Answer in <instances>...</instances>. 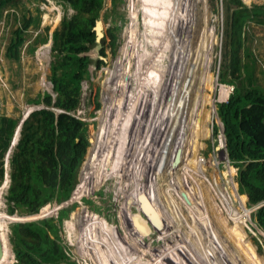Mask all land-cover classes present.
<instances>
[{"label":"rangeland","instance_id":"rangeland-1","mask_svg":"<svg viewBox=\"0 0 264 264\" xmlns=\"http://www.w3.org/2000/svg\"><path fill=\"white\" fill-rule=\"evenodd\" d=\"M242 1L250 5L254 0ZM257 1L263 2V0ZM22 2L29 8L32 16L37 14L34 10L35 6L39 9L41 18L39 31L48 27L51 33L59 25L62 17L59 0H38V3L33 0H22ZM159 2L160 15L162 4L165 2L164 7L168 9V12L165 10L164 17L157 16L151 19V11L156 8V3L148 8L144 0L116 1L119 19L116 23L118 30L115 31L117 36L115 53L112 55L108 46L104 51L106 55L103 58L104 65L98 71L90 67L89 80L82 82L81 102L75 114L87 122V133L91 142L79 168L78 188L74 196L72 195L64 205L68 207L75 204L76 207L63 224H58L60 235L69 248L75 264H93L90 259L84 258L79 250V235L82 236V245L93 253L95 258L99 257V253L95 252L96 246L99 248L96 238V215L106 221L102 228H98V231H102L105 247L112 253L115 250L118 251L110 261L103 264H244V259L248 258L247 254L239 243H232L227 239L226 230L216 229L215 235H211L208 232L212 231L210 224L208 225L210 228H204V222L208 217L203 206L199 205L203 200L197 192L196 183H193L203 175L201 178L208 180L213 186V192L216 195L215 210L228 220V226L236 223V228L245 234L246 241L254 246L256 254L264 262V233L257 228L251 218L255 208L248 207L246 200L245 209L241 210L237 196L234 197L235 199L231 197L224 182L229 178L234 181L236 168L229 161L227 165H219L225 161L223 153H226V149L222 125L216 114V104L226 102L232 92L231 86L219 82L225 28L222 0H160ZM105 3L103 14H106L111 7L110 0H106ZM68 13L72 11L69 10ZM99 20L102 23L104 36L109 27V21ZM154 24L158 28L152 32L148 31V28L152 30ZM8 27H5L3 19L0 20V40ZM36 33L31 32L32 37ZM109 41L107 39L106 44H109ZM3 44L4 41L0 43V116H20L16 127H19L20 135L23 122L28 117L24 118L23 115L30 109L32 113L44 107L39 105L40 108L36 109L35 105L26 102V96L33 97L37 93L45 92L54 96L48 81L50 46L48 43L40 45L34 55L29 56L25 53V44L21 52L20 66H14L12 70H9L1 56ZM245 46L250 47L251 53L257 59L259 67L256 75L264 82V76L261 73L264 71V27L251 25L246 35ZM88 55L95 59L98 56V48L90 51ZM152 64L156 67L151 70ZM146 73L147 76L150 73L151 77L145 85L143 82ZM120 74H122L121 79H124L123 87L121 84L115 85ZM137 76L141 79L137 80ZM140 80L141 93L136 82ZM194 84L198 87V94L195 91L196 86L192 88ZM142 86L146 87L145 92H142ZM181 86L183 94L185 91L192 92L191 98L186 100V103L183 97L180 100L175 97L176 91ZM222 86L227 89L228 95L225 97L222 95ZM96 96L100 104L99 109H94ZM203 106L204 113L208 116L205 126L209 125L213 138L207 141L206 149L201 153L206 161L204 170L195 166L198 165V158L192 159V154H189L191 147L186 145L184 137H180L185 131V124L179 127L182 124L183 110L193 113L198 116L199 134L205 136L207 131L199 126L200 111ZM185 114L187 116V113ZM14 147L8 156H6L8 151L4 155L2 166L4 177L0 184V214L4 216L2 218L5 224L3 225L4 234L10 250L7 260L9 264H15L9 244L10 224L40 218H55L59 210L53 203L46 209H41L37 215L25 216L17 204H10L8 207L5 196L10 185V157ZM227 166L233 169L229 177L223 174ZM84 167L91 173L89 177L92 180L96 175L101 178L104 172L95 186L88 187L80 179L85 173ZM236 194H238L237 191ZM131 202L139 205L144 212L146 222L154 229L153 233L150 232L142 239L141 235H136L131 223H127L122 215L123 203L125 205ZM146 202L156 211L159 227L154 224L157 220H153L150 212L143 208L142 204ZM82 213L86 214L88 220L80 224L82 219L75 216ZM193 220L194 223L191 222ZM67 223L74 227L69 229ZM195 225L196 227L199 225L198 234L201 236L196 230L194 233L195 227L191 229ZM85 226L88 230L94 229L96 246L92 248L85 245L87 235L80 232ZM187 231L192 237L188 234L184 235ZM106 232L108 236L105 235ZM111 243L113 246L110 247Z\"/></svg>","mask_w":264,"mask_h":264},{"label":"trees","instance_id":"trees-1","mask_svg":"<svg viewBox=\"0 0 264 264\" xmlns=\"http://www.w3.org/2000/svg\"><path fill=\"white\" fill-rule=\"evenodd\" d=\"M33 1L38 3V0ZM110 1V10L103 14L106 0H59L62 17L59 25L49 33L48 27L39 31L41 18L36 6L37 14L32 16L22 0H0V20H4L5 27L10 25L0 40V43L4 41L1 56L7 69L20 66L25 44V53L33 56L38 46L51 41L48 81L54 96L47 92L26 96L28 104L44 107L24 120L10 157V188L5 191V199L8 207L17 204L25 216L37 215L46 205L55 203L59 206L69 201L78 188L79 168L89 138L87 122L75 113L81 102L82 82L90 78L89 68L100 70L106 48L110 47L112 55L117 48L118 0ZM222 3L225 28L219 82L231 86L232 92L226 102L216 104V114L222 125L228 161L236 168L235 182L230 178L224 182L231 197L237 196L241 210L245 209L246 200L248 207L255 208L251 218L264 233V82L256 75L257 59L250 47L245 46L251 25L264 27V0H254L250 5L242 0H222ZM69 10L72 13H68ZM99 19L109 21V27L103 38L97 40L93 28ZM31 32L37 33L32 37ZM107 39L109 44H106ZM97 48L98 56L93 59L88 53ZM261 73L264 76V71ZM94 104V109L100 108L97 96ZM203 109L199 126L207 131L204 136L207 143L213 138L211 128L205 126L208 116ZM19 120L20 116H0V184L4 177V155ZM225 164L226 160L219 165ZM231 173L223 172L225 177ZM75 207L72 204L60 208L55 218L11 223L9 244L15 264H75L58 229V224H63ZM96 217L99 248L96 240L92 245L86 242L89 231L94 238V229L88 230L85 226L80 232L87 235L86 246H96L99 257L95 258L82 245L81 235L78 245L84 258L93 264H103L118 251L112 253L105 247L102 231L98 228L106 221ZM67 226L69 229L74 227L70 223ZM105 235L108 236L107 232Z\"/></svg>","mask_w":264,"mask_h":264},{"label":"bare ground","instance_id":"bare-ground-1","mask_svg":"<svg viewBox=\"0 0 264 264\" xmlns=\"http://www.w3.org/2000/svg\"><path fill=\"white\" fill-rule=\"evenodd\" d=\"M145 1V4H147V7L149 8V7H153V5H155V3H156V8H153L152 9V14H151V19L152 18H155V17H157V16H161V17H164V14H166V11L168 12V9L167 8H165L164 6L166 5V2L164 3V4H162V10H161V15H160V11L158 10L159 9V6H160V0H144ZM163 1H165V0H163ZM138 5H139V3H138ZM159 5V6H158ZM145 7V6H144ZM137 9H138V7H137ZM166 10V11H165ZM137 12V11H136ZM142 13V12H141ZM201 13V12H200ZM156 23H157V21H156ZM145 24H146V21H145ZM144 24V25H145ZM147 25V24H146ZM156 24H154V25H152V30H151V28H148V31H150V32H152L154 29H156V28H158V26H155ZM150 29V30H149ZM159 30V29H158ZM146 31V30H145ZM197 33V32H196ZM148 34H150V33H148ZM142 35V34H141ZM140 35V36H141ZM147 35V34H146ZM131 36V35H130ZM149 36V35H148ZM151 36H152V34H151ZM147 37V36H146ZM150 37V36H149ZM133 38V37H132ZM131 38V39H132ZM130 39V38H129ZM145 41H146V39H144ZM150 40V39H149ZM145 43V42H144ZM125 44V43H124ZM200 44V43H199ZM126 46V45H125ZM130 46V45H129ZM141 47V46H140ZM139 48V47H138ZM137 48V49H138ZM145 48H146V46H145ZM147 48H148V46H147ZM129 49V48H128ZM132 49V48H131ZM150 49V48H149ZM154 49V48H153ZM146 50V49H145ZM200 50V49H199ZM198 50V51H199ZM129 51V50H128ZM131 53H132V51H131ZM131 53H129V54H131ZM138 53V52H137ZM136 54V53H135ZM134 54V55H135ZM200 54V53H199ZM123 55V54H122ZM139 55V54H138ZM169 55V54H168ZM124 56H125V54H124ZM127 56V55H126ZM140 56H141V54H140ZM146 56V55H145ZM199 56V55H198ZM128 57H129V55H128ZM127 57V58H128ZM129 59V58H128ZM127 59V60H128ZM144 59V58H143ZM146 59V58H145ZM146 61H148L147 59H146ZM162 61H164V60H162ZM165 61H167V60H165ZM144 62V61H143ZM199 63H201V62H199ZM122 64H123V62H122ZM140 64V63H139ZM138 64V65H139ZM161 64V63H160ZM130 65V64H129ZM126 66V65H125ZM140 66V65H139ZM156 67V65H153L152 64V66L150 67V69L152 70L153 68H155ZM122 68V67H121ZM124 68V67H123ZM127 70V69H126ZM164 72V71H163ZM125 73V72H124ZM154 73V72H153ZM193 73V72H192ZM150 73H148V76H147V73H146V77H145V80H144V82H143V84H145L146 85V82H147V80H148V78H150L151 76L149 75ZM161 74H163V73H161ZM166 74H167V72H166ZM194 74V73H193ZM144 75H145V73H144ZM121 77H122V74H120V76H119V79H116V84L115 85H117V86H120V84H121V87H123V85H124V79L122 80L121 79ZM134 77V76H133ZM161 77V76H160ZM121 79V80H120ZM126 79V78H125ZM138 79H141V77L140 76H137V80ZM118 80H120L119 81V83L117 84V82H118ZM128 80V79H127ZM137 83H138V88H140V93H141V80L138 82V81H136ZM161 82H162V80H161ZM134 84V83H133ZM177 84H179V83H177ZM197 84V83H196ZM114 85V84H113ZM196 85L194 84L193 85V89H194V87H195ZM116 87V86H115ZM125 87H127V85L125 86ZM137 88V89H138ZM188 88H189V86L187 87V90H188ZM128 90V89H127ZM127 90H126V92H127ZM136 90V89H135ZM222 90H223V94L222 95H224V97L226 96V95H228L227 94V89H226V87L225 86H222ZM131 91V90H130ZM145 92L146 91V87H143L142 86V92ZM159 91V90H158ZM192 91V90H191ZM195 91H196V94H198V87L196 86V89H195ZM125 92V93H126ZM121 92H119V94H120ZM194 93V92H193ZM124 94V93H123ZM128 94V93H127ZM126 94V95H127ZM155 94V93H154ZM159 94V93H158ZM164 94V93H163ZM191 96H192V92L191 93H188L187 91H185L184 92V94L182 93V86L181 87H179V89L176 91V95H175V97H177V99L178 100H180L181 99V97H183L184 98V100H185V103H186V100H189L190 98H191ZM113 97V96H112ZM120 97V96H119ZM193 100H194V95H193ZM151 99V98H150ZM116 101V100H115ZM202 104V103H201ZM121 105V104H120ZM122 106H124V105H122ZM131 106V105H130ZM120 107V106H119ZM132 107V106H131ZM148 107V106H147ZM38 108H40L39 106H36V109H38ZM134 108V107H133ZM202 108H204V106L202 107ZM201 108V109H202ZM35 109V108H34ZM34 109H32V110H34ZM121 109H122V107H121ZM119 111H120V109H118ZM126 110V109H125ZM31 111V110H30ZM30 111L29 112H27V113H25L24 115H23V117L24 118H26L27 116H28V114L30 113ZM113 111V110H112ZM122 111V110H121ZM132 111V110H131ZM148 111V110H147ZM108 113V112H107ZM126 113V112H125ZM131 113V112H130ZM185 113H187V116H185L186 114ZM106 114V113H105ZM132 114V113H131ZM130 114V115H131ZM149 114H150V112H149ZM109 116V115H108ZM110 117V116H109ZM131 117V116H130ZM182 119H181V125H179V127H182L184 124H185V131H184V133H183V135H180V137H184L185 139H186V145L187 146H189V147H191V151H190V153L189 154H192V159H196L197 160V158H198V161H197V164L198 165H195V166H197V167H199L200 169H203V168H205V163H206V161L202 158V155H201V153L204 151V149H206L205 148V145H206V142H205V140H204V136L202 135V134H199V128H198V126H197V119H198V116H195L193 113H190V112H184V110H183V114H182ZM184 117H185V120H184ZM138 118V117H137ZM107 119V118H106ZM111 119V118H110ZM119 119H120V117H119ZM118 119V120H119ZM131 119V118H130ZM112 120V119H111ZM117 120V121H118ZM137 120V119H136ZM104 121V120H103ZM151 121V120H150ZM136 122V121H135ZM145 122V121H144ZM131 123V122H130ZM132 124V123H131ZM142 124V123H141ZM145 124H147V123H145ZM103 125V124H102ZM108 125V124H107ZM118 125V124H117ZM130 125V124H129ZM192 126V127H191ZM103 127V126H102ZM132 127V126H131ZM102 129V128H101ZM104 129V128H103ZM124 130H126L125 128H123ZM107 130V129H106ZM119 130V129H118ZM148 130V129H147ZM146 130V131H147ZM143 131V130H142ZM117 132V131H116ZM19 133V127L18 128H16V132H15V134H14V136L12 137V140H11V145H10V147H9V149L7 150L8 151V153H7V155L6 156H8L9 155V153L10 152H12L11 150H12V148L16 145V143H17V141H18V134ZM121 133V132H120ZM143 134H144V132H142ZM99 134V133H98ZM116 134V133H115ZM100 135V134H99ZM124 135V134H123ZM140 135V134H139ZM137 136V135H136ZM135 136V137H136ZM144 136V135H143ZM100 137V136H99ZM120 137V136H119ZM101 138H103L102 136H101ZM147 138H148V136H147ZM140 139V138H139ZM99 140V139H98ZM141 140H142V138H141ZM150 141V140H149ZM139 143V142H138ZM151 143V142H150ZM134 144V143H133ZM96 146V145H95ZM114 146V145H113ZM121 146H122V144H121ZM120 146V147H121ZM189 147H187L188 149H189ZM108 148V147H107ZM107 150V149H106ZM111 150V149H110ZM115 150V149H114ZM139 150V149H138ZM103 151H105V150H103ZM118 151H119V149H118ZM123 151V150H122ZM142 152V151H141ZM144 152H145V150H144ZM119 153V152H118ZM117 153V154H118ZM122 153H124V152H122ZM104 154V153H103ZM131 155V154H130ZM134 155V154H133ZM94 157V156H93ZM99 157V156H98ZM107 157V156H106ZM119 157V156H118ZM117 158V157H116ZM181 158V157H180ZM187 158V157H186ZM102 159V158H101ZM109 159V158H108ZM107 159V160H108ZM131 160V159H130ZM184 160V159H183ZM95 161V160H94ZM132 161V160H131ZM189 161H190V159H189ZM128 162H130V161H128ZM193 163V162H192ZM90 164V163H89ZM125 164H128V163H125ZM124 164V165H125ZM193 164H195V163H193ZM131 165V164H130ZM128 166V165H127ZM113 167H115V166H113ZM112 167V168H113ZM196 167V168H197ZM104 168V167H103ZM123 167H121V169H122ZM191 168V167H190ZM198 168V169H199ZM86 167H84V170H85V173L82 175V177L80 178L81 180H83L84 182H85V184L88 186V187H93V186H95L100 180H101V178H102V176H103V174H104V172H102V175H101V178L98 176V175H96V177H95V179L94 180H92L90 177H89V175H91V173L90 172H88V170L86 171ZM120 169V168H119ZM125 169V168H124ZM229 169V170H228ZM204 170V169H203ZM116 171V170H115ZM127 171H128V169H127ZM124 172L126 173V171L124 170ZM224 173H230V172H233V169H230V168H228L227 167V169L225 170V171H223ZM113 173V172H112ZM195 173V172H194ZM98 174V173H97ZM114 174V173H113ZM190 174V173H189ZM195 174H197V173H195ZM185 175H187V174H185ZM184 175V176H185ZM194 175V174H193ZM192 175V176H193ZM198 175H200V174H198ZM112 176V175H111ZM172 176V175H171ZM195 177H196V175H194ZM203 176V175H202ZM201 176V177H202ZM199 178L198 180H197V182H193V183H196V187H197V189H198V194L200 195V197L202 198V200H203V202H202V204L200 203V201H195V202H199L200 204L199 205H201V207L203 206V210L205 211V214L207 215V219H206V221L204 222V225H205V229H208V228H210V227H208V225L210 224V226H211V230L212 231H208L209 233H211V235H215V230L216 229H220V228H222L223 230H226V232H227V239L230 241V242H232V243H239V245L242 247V250L245 252V254H247V256L246 257H248V258H245L244 259V264H248V262H249V264H264V262L262 261V259L260 258V256H258L257 254H256V251H255V248H254V246L248 241H246V236H245V234L242 232H240V229H238V228H236V223H234V225L232 226H228V220L227 219H225V217H223L222 216V214L221 213H219V212H217L216 210H215V207H214V201H215V192H213V186L210 184V182L208 181V180H203L202 178ZM92 178H93V176H92ZM187 178V177H186ZM181 179H183V178H181ZM206 179V178H205ZM189 180V179H188ZM185 181V180H184ZM181 183H183V182H181ZM180 185V184H179ZM190 185V184H189ZM140 186V185H139ZM182 186V185H181ZM138 187V186H137ZM186 187V186H185ZM178 188V187H177ZM182 188V187H181ZM126 189V188H125ZM133 189V188H132ZM179 189V188H178ZM139 190V189H138ZM141 190V189H140ZM193 190V189H192ZM185 191V190H184ZM195 191V190H194ZM137 192V191H136ZM197 192H195V193H197ZM138 194V193H137ZM140 194V193H139ZM180 194V193H179ZM178 194V195H179ZM128 195V194H127ZM177 195V194H176ZM197 196V195H196ZM128 197V196H127ZM181 197V196H180ZM179 197V198H180ZM196 198V197H195ZM129 199V198H128ZM144 199V198H143ZM199 199V198H198ZM170 200H172V199H170ZM200 200V199H199ZM136 202V201H135ZM174 205V204H173ZM215 206H217V205H215ZM48 207V205H46V206H44L42 209H46ZM195 207H193V209H194ZM217 208V207H216ZM133 209H135V210H133ZM196 210V209H195ZM122 212H123V216L125 217V219H126V222L127 223H131V225H132V227H133V229H134V231H135V233H136V235H141V239L142 238H144V237H146L148 234H150V232L151 233H153V227L152 226H150L147 222H146V220H145V218H144V212L140 209V207H139V205L138 204H136V203H133V202H131V203H129V204H125L124 205V203H123V210H122ZM174 212V211H173ZM193 212V211H192ZM73 213V212H72ZM171 214H173V213H171ZM5 215V214H4ZM80 215V216H79ZM79 215H74L75 217H77V218H81L82 220H80V224L81 223H85V222H87V220H88V217L86 216V214L85 213H82V214H79ZM205 216V215H204ZM206 217V216H205ZM2 218H4V216H2L1 214H0V241H1V249H0V264H9V262L7 261L8 260V257L10 256V250H9V248H8V245H7V241H6V237H5V234H4V227H3V225H5L4 223H3V220H2ZM199 218H200V216H199ZM203 219V218H202ZM178 221V220H177ZM208 221H209V223H208ZM90 222H91V225L93 226V222H92V220H90ZM192 223H194V220L193 221H191ZM192 223H191V225H192ZM180 226V225H179ZM199 226V225H198ZM198 226L196 227V225L195 226H192L191 227V229L192 228H194L195 227V229H194V233H195V230H196V232H197V234H198ZM181 227V226H180ZM190 227V226H189ZM162 229V228H161ZM225 232V231H224ZM91 234V232L89 231V233H88V240L86 241L88 244H90V245H92V244H95V239L93 238V236H91L90 235ZM187 234H188V236H190V232L189 231H187V232H185L184 233V235H186L187 236ZM198 235H200L201 236V234H198ZM190 237H192V236H190ZM226 238V237H225ZM209 243H210V241H209ZM235 245H237V244H235ZM238 246V245H237ZM224 252V251H223ZM241 252V251H240ZM242 258V257H241ZM12 259V258H11ZM247 259V260H246ZM114 264H121V263H114ZM124 264H126V263H124Z\"/></svg>","mask_w":264,"mask_h":264},{"label":"water","instance_id":"water-1","mask_svg":"<svg viewBox=\"0 0 264 264\" xmlns=\"http://www.w3.org/2000/svg\"><path fill=\"white\" fill-rule=\"evenodd\" d=\"M93 30H94V32H95V34H96V39H97V40H100V39L103 37L101 20H97V21H96ZM50 44H51V41L49 40V41H48V45L50 46ZM89 142H91V139H89ZM223 155H224L223 158L226 160V162H228V159H227V155H226V153H225V154L223 153ZM235 187H236V191H237V184H236V183H235ZM237 193H238V192H237ZM72 195H73V194H72ZM246 199H247V197H246ZM65 204H66V203L59 205V206H58V209L64 207ZM142 206H143L144 209H146L148 212H150V214H151L153 220H155V221L157 220L156 222H154V224H155L156 227H157V226L159 227V225H158V221H159V219H158V215L156 214V211H155V210L151 207V205L148 204L147 202L144 203V205L142 204ZM58 209H57V210H58Z\"/></svg>","mask_w":264,"mask_h":264},{"label":"flooded vegetation","instance_id":"flooded-vegetation-1","mask_svg":"<svg viewBox=\"0 0 264 264\" xmlns=\"http://www.w3.org/2000/svg\"><path fill=\"white\" fill-rule=\"evenodd\" d=\"M0 249H1V241H0Z\"/></svg>","mask_w":264,"mask_h":264}]
</instances>
